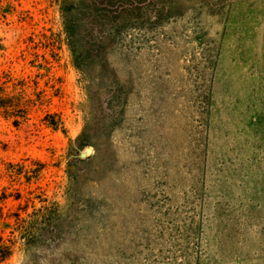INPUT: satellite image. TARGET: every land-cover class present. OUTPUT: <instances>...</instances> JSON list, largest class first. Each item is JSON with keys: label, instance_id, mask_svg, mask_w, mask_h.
<instances>
[{"label": "rangeland", "instance_id": "obj_1", "mask_svg": "<svg viewBox=\"0 0 264 264\" xmlns=\"http://www.w3.org/2000/svg\"><path fill=\"white\" fill-rule=\"evenodd\" d=\"M146 9L77 69L59 0H0V264H264V0Z\"/></svg>", "mask_w": 264, "mask_h": 264}, {"label": "trees", "instance_id": "obj_2", "mask_svg": "<svg viewBox=\"0 0 264 264\" xmlns=\"http://www.w3.org/2000/svg\"><path fill=\"white\" fill-rule=\"evenodd\" d=\"M154 1L59 0L62 33L74 66L77 69L87 68L93 60L107 56L113 42L122 35L123 41L129 45L137 43L140 36L134 31L139 21L148 23L149 10L146 8ZM148 31L149 29H146L145 33ZM9 83V78L0 76V115L5 119H12V124L18 126L19 116L15 113L20 109L26 112L27 106L20 100L21 95H17L18 99L17 96L9 94ZM43 121L50 128L62 129L64 133L56 115L46 114ZM9 255V248L0 245V262Z\"/></svg>", "mask_w": 264, "mask_h": 264}, {"label": "water", "instance_id": "obj_3", "mask_svg": "<svg viewBox=\"0 0 264 264\" xmlns=\"http://www.w3.org/2000/svg\"><path fill=\"white\" fill-rule=\"evenodd\" d=\"M91 153H92L91 149L86 150V154H91ZM86 154H82L81 157L84 158L86 156Z\"/></svg>", "mask_w": 264, "mask_h": 264}]
</instances>
